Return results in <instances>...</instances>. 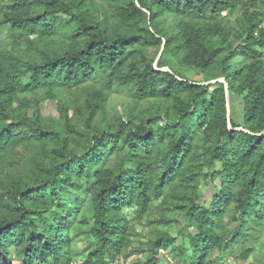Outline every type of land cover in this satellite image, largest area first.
<instances>
[{
    "label": "trees",
    "instance_id": "16d2710c",
    "mask_svg": "<svg viewBox=\"0 0 264 264\" xmlns=\"http://www.w3.org/2000/svg\"><path fill=\"white\" fill-rule=\"evenodd\" d=\"M262 133L264 0H0V264L246 262Z\"/></svg>",
    "mask_w": 264,
    "mask_h": 264
},
{
    "label": "rangeland",
    "instance_id": "374dc122",
    "mask_svg": "<svg viewBox=\"0 0 264 264\" xmlns=\"http://www.w3.org/2000/svg\"><path fill=\"white\" fill-rule=\"evenodd\" d=\"M200 77L201 76H196V78H200ZM129 99L130 98L128 96H121V97L114 99L113 102H114V104L119 105L118 108L120 111H122L120 104L122 102L129 101ZM53 107H54L53 103H49L48 105H46L44 107V109H45V111H52ZM127 214H129L130 217H132L131 212H127ZM259 242H260L261 246L259 245L256 247L254 254L252 256H250V258L246 262H239V261L237 262L233 258H230V259L223 261L222 264H264V235H262V238L260 239ZM77 248L79 249V251H82L85 249V245L83 243H80L77 245ZM173 255L174 254H172V253H169L167 255L163 254L161 256V263L160 264H168L169 261H173ZM115 264H124V263L120 262V263H115ZM172 264H177V263H176V261H173Z\"/></svg>",
    "mask_w": 264,
    "mask_h": 264
},
{
    "label": "water",
    "instance_id": "95a60500",
    "mask_svg": "<svg viewBox=\"0 0 264 264\" xmlns=\"http://www.w3.org/2000/svg\"><path fill=\"white\" fill-rule=\"evenodd\" d=\"M163 46H164V45H163ZM162 52H163V47H162V49H161V51H160V54H159V56H158L156 62L159 61ZM159 70L167 71V70H169V69H168V68H161V69H159ZM217 82H225V80H224L223 78H220V79H216V80H212V81L204 82V83H202V84H204V85H211V84H215V83H217ZM225 88H226V93H227V98H228V92H229L228 90H229V87H228V84H227L226 82H225ZM229 115H230V110H229V108H228V118H229ZM229 127L231 128L230 120H229ZM259 135H260V136H263L264 134L262 133V134H259Z\"/></svg>",
    "mask_w": 264,
    "mask_h": 264
},
{
    "label": "built area",
    "instance_id": "2783aa9c",
    "mask_svg": "<svg viewBox=\"0 0 264 264\" xmlns=\"http://www.w3.org/2000/svg\"><path fill=\"white\" fill-rule=\"evenodd\" d=\"M73 264H75V263H73Z\"/></svg>",
    "mask_w": 264,
    "mask_h": 264
}]
</instances>
